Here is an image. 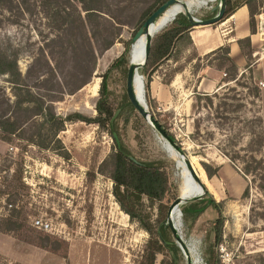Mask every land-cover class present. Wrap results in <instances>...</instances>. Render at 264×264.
Instances as JSON below:
<instances>
[{
  "label": "rangeland",
  "instance_id": "1",
  "mask_svg": "<svg viewBox=\"0 0 264 264\" xmlns=\"http://www.w3.org/2000/svg\"><path fill=\"white\" fill-rule=\"evenodd\" d=\"M165 1L0 2V122L10 118L21 127L11 137L0 127V264H142L151 238L144 224L156 230L167 220L181 185L175 166H182L181 158L127 96L132 39ZM217 3L210 1L192 10L197 17L209 18L217 13L213 11ZM90 4L96 8L94 13L86 10ZM165 19L163 15L159 24ZM171 23L153 37L152 46ZM214 58L229 74L218 85L225 96L210 101L198 95L195 85L203 65ZM225 58L224 51L198 58L189 41L181 40L169 59L144 66L146 99L150 111L176 136L192 161L203 169L204 162L220 169L207 181L224 200V235L219 245H215L218 212L213 206L199 215L193 211L196 201L180 206L178 228L192 256L200 255L202 264H214L218 258L221 264H264V194L252 187L245 196V176L219 150L224 134L238 125V116L245 111L238 107L243 102L234 98L247 92L232 81L236 74ZM111 66L104 98L103 75ZM230 87L236 91H229ZM101 98L117 113L114 125L66 122L55 136L59 125L43 123L44 109L94 118ZM113 133L132 157L153 162L162 172L152 185V199L137 193L127 199L134 218L114 194L118 145ZM186 177L187 194L194 179ZM203 198L209 200L208 195ZM185 208L191 209L184 214ZM37 219L51 222L52 229H39ZM190 261L193 264L191 257ZM155 264L189 263L179 246H167L157 254Z\"/></svg>",
  "mask_w": 264,
  "mask_h": 264
},
{
  "label": "trees",
  "instance_id": "2",
  "mask_svg": "<svg viewBox=\"0 0 264 264\" xmlns=\"http://www.w3.org/2000/svg\"><path fill=\"white\" fill-rule=\"evenodd\" d=\"M1 1L2 0H0V2ZM243 2L244 0H227L228 6L225 16L230 15ZM94 9L96 8L92 4L86 6V10L89 11L88 13H94ZM153 12H151V14ZM253 12L254 10H252V15ZM151 14H149V16ZM193 27L194 24H192L186 16L178 17L174 21H172L171 26L167 28L160 36L159 42L151 47L148 63L154 65L164 61L165 59H169L172 55V51L176 48V46L181 40L186 39L189 41L190 44V30ZM220 51H224L226 56L225 60L231 63L232 68L235 71L236 75L232 79V81H235L237 86H242L243 88L247 89V92L244 94L243 97L239 95L240 97L234 98L235 100L243 102L239 104L238 107L244 108L245 111L241 112L238 116V125L233 126L230 131L224 134L226 138L222 146L219 147V150L245 176L247 180V186L244 191L245 196H249L252 187H256L260 190L262 194H264V118L262 116L261 87L256 81H254L251 75L248 76L246 73L239 75L236 65L228 56L230 52L228 46L221 47L216 52L218 53ZM113 66H111L108 71L103 75L102 94L104 98H107V75L112 70ZM14 68L15 70H18L17 61H14ZM6 71L10 70L6 69ZM228 74L229 72L227 73V75ZM240 79L248 80L250 84L248 82L245 84L239 82ZM228 90L236 91V88L230 87L228 88ZM197 93L198 95L205 96L206 99H209L210 101L225 96L224 92H219V87L216 91L211 93ZM221 94H223V96H221ZM20 103L21 101H18V104ZM97 109L98 116L94 118H88L78 112L64 116L61 114H57L51 109H44L41 112V115L43 118V123L59 125L58 128L55 130V136H57V134H59V132L64 129V124L66 122H75L80 120L89 123L95 122L102 126H106L107 123L114 125L113 117L115 111L105 99H100ZM0 127H2L4 132H7L9 137H11L21 128L16 124L15 120H11L10 118H7L6 120L0 122ZM168 134L180 144V142L177 140L176 136L173 133L168 131ZM244 139H246V141L242 142L244 141ZM117 147L118 150L116 152V166L113 175L115 183L114 194L118 198V201L122 208L132 218H134L136 215L135 211L128 205L127 199H129L133 193H137L139 196L141 194H146L152 199V185L157 181L160 176H162V172L159 170V168L155 166L153 162H142L140 160H133L132 155L122 143L120 144V146ZM193 162L195 163H193V165L196 166L202 180H204L203 171L205 170L206 182L205 180L204 182L210 192H212L207 184V181L210 180L212 176L217 174L219 167L212 168L209 164L204 162L203 169L201 165H198L197 160L193 159ZM175 166L179 170V174L181 177L179 196H182L186 194V175L188 174L179 163L178 165L175 164ZM210 192H207L206 194L209 196V200L204 201V198H202L194 202L193 211L195 212V215H199L208 206H213V208L218 212V217L215 221V245H219L223 241L224 235L223 228L225 224V217L222 212L224 200L217 201L213 197V195L210 194ZM212 193L219 200L216 194L214 192ZM261 202L262 204H264V200L261 199ZM254 206H257L256 202H254L252 206V210L255 211ZM190 209L191 208H185L183 210L184 214L187 213ZM263 215L262 217H264ZM144 227L150 233L151 238L147 243L142 264H155L157 254L162 253L167 246H173L174 248H178V245L174 240V234L171 228L167 226L165 222L161 221L156 230L151 224H144ZM183 239L185 244L187 245L185 237ZM174 257V259H176V256ZM192 257L194 264H202V258L200 255L199 257ZM207 262L210 263L209 258L207 259ZM214 264H221V259H216Z\"/></svg>",
  "mask_w": 264,
  "mask_h": 264
},
{
  "label": "crops",
  "instance_id": "3",
  "mask_svg": "<svg viewBox=\"0 0 264 264\" xmlns=\"http://www.w3.org/2000/svg\"><path fill=\"white\" fill-rule=\"evenodd\" d=\"M190 38V48L196 57L215 56L221 47L228 46V56L236 65L239 75L246 73L257 83L264 81V0H244L220 22L194 26L190 30ZM216 61L214 58V61L204 64L197 74L195 87L198 91H216L224 74L229 72L227 67L218 66ZM173 83L174 79L171 81ZM261 105L264 112V88H261Z\"/></svg>",
  "mask_w": 264,
  "mask_h": 264
},
{
  "label": "water",
  "instance_id": "4",
  "mask_svg": "<svg viewBox=\"0 0 264 264\" xmlns=\"http://www.w3.org/2000/svg\"><path fill=\"white\" fill-rule=\"evenodd\" d=\"M179 0H167L165 3L160 5L142 24V26L138 29L136 34L134 35L132 41L137 40L141 35L146 34L147 40L145 45V55L143 60H138V58L135 55V50L133 49L130 55V65L128 68V74H127V96L132 103V105L135 107V109L141 114V116L146 119L161 135V137L165 140V142L178 151L182 156H186L187 150L180 146V144L174 140L169 134L167 129L158 121V119L153 115V113L150 111L146 99V89H145V80L144 75L142 74V70L144 66L147 64L151 47H152V41L153 37L158 33V30L162 28L165 25V22L160 25L157 28H154V24L158 20V18L165 13L174 3L178 2ZM186 7V17L188 20L194 24V26L199 25H211L215 24L217 22H220L226 14L227 10V0H218V3L215 7H213V10L217 13L209 18H200L197 17L194 14V11L188 7V5H185ZM177 16H174L170 22L174 21ZM167 22V21H166ZM133 46V44H132ZM137 81L140 83V93H138V87H137ZM117 113L114 115V118L116 117ZM113 136L118 144L120 146V140L117 133H113ZM133 160L137 161L136 158L132 157ZM188 167L190 170V177L196 179L200 184V189L197 191H189L187 194L183 196H178L171 204L170 211L167 220L165 221V224L167 226H170L174 236L176 237V243L177 245L182 249L185 256L188 258V263L192 264L189 258V249L187 245L185 244L184 240L182 239V236L180 235L178 231V227L173 223L171 213L174 209L178 208L179 213L182 214V210L179 207L180 204L186 203L188 201H197L203 198L204 195L209 192V189L207 186L202 182V180L199 178L198 173L194 166L192 165V162L188 159L187 161Z\"/></svg>",
  "mask_w": 264,
  "mask_h": 264
},
{
  "label": "bare ground",
  "instance_id": "5",
  "mask_svg": "<svg viewBox=\"0 0 264 264\" xmlns=\"http://www.w3.org/2000/svg\"><path fill=\"white\" fill-rule=\"evenodd\" d=\"M180 1V0H179ZM176 2V3H174L165 13H163L159 18H158V20L156 21V23L154 24V28H157V27H159L160 25H162L164 22H165V25L162 27V28H160L159 30H158V32L160 31V30H162L166 25H168L169 23H170V21H171V19L174 17V16H178V14H181V13H186V7H185V5H188V7H190L191 9H193L194 7H201V6H203V5H207L210 1H215V0H209V2H199V3H197V4H195V3H193V2H189V3H184V2ZM175 12V13H174ZM178 12V13H177ZM163 15H166V19L164 20V22L162 23V24H159V21H160V19H161V17L163 16ZM167 21V22H166ZM159 25V26H158ZM144 42V45H143V43L142 42H140L141 40ZM140 40V41H139ZM146 40H147V35L146 34H143V35H141L139 38H137V40L136 41H134V43H136V42H138L136 45H135V47H134V43H133V46H132V50L134 49L135 50V55H136V57L138 58V60H143L144 59V55H145V45H146ZM132 50H131V52H132ZM137 91H138V93H140V83H139V81H137ZM172 148V147H171ZM173 149V148H172ZM175 150V149H174ZM175 152H176V154L178 155V157L179 158H181V160H182V166H183V168H184V170L186 171V173L190 176V170H189V167H188V163H187V161H188V159L192 162V165H193V161H192V159H191V157L189 156V154H188V152L186 153V156H182L178 151H176L175 150ZM194 166V165H193ZM196 167V166H195ZM196 171H197V173H198V176H199V178L201 179V176H200V174H199V172H198V170H197V168H196ZM192 178V177H191ZM194 179V178H193ZM202 180V179H201ZM202 182L205 184V182H204V180H202ZM200 189V184H199V182L196 180V179H194V181H193V183H192V186H191V191H197V190H199ZM183 196V195H182ZM181 206V204L179 205V207ZM179 213V210H178V208H176V209H174L173 211H172V213H171V218H172V221H173V223L178 227V225H182V221H181V216H182V214H180ZM178 231H179V233H180V235L182 236V234H181V232H180V230H179V228H178ZM182 239H183V237H182ZM184 240V239H183ZM189 254H190V256H189V258L191 257L192 259H193V257H192V254L190 253V251H189ZM193 264H194V261H193Z\"/></svg>",
  "mask_w": 264,
  "mask_h": 264
},
{
  "label": "built area",
  "instance_id": "6",
  "mask_svg": "<svg viewBox=\"0 0 264 264\" xmlns=\"http://www.w3.org/2000/svg\"><path fill=\"white\" fill-rule=\"evenodd\" d=\"M225 76H227V73L224 74ZM259 86L261 88H264V81H259ZM35 225L36 227H38L39 229H42V230H45V231H48V230H51L52 229V223L49 222V221H44L42 219H37L35 220Z\"/></svg>",
  "mask_w": 264,
  "mask_h": 264
}]
</instances>
